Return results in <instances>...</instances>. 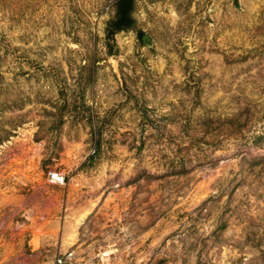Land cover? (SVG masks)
Here are the masks:
<instances>
[{
  "label": "rangeland",
  "instance_id": "374dc122",
  "mask_svg": "<svg viewBox=\"0 0 264 264\" xmlns=\"http://www.w3.org/2000/svg\"><path fill=\"white\" fill-rule=\"evenodd\" d=\"M116 1L0 0V264H264V0Z\"/></svg>",
  "mask_w": 264,
  "mask_h": 264
},
{
  "label": "trees",
  "instance_id": "16d2710c",
  "mask_svg": "<svg viewBox=\"0 0 264 264\" xmlns=\"http://www.w3.org/2000/svg\"><path fill=\"white\" fill-rule=\"evenodd\" d=\"M136 0H117L115 12L107 22L105 39L108 44L115 42L116 35L122 32L136 31L139 39H142L145 32L137 26L134 12Z\"/></svg>",
  "mask_w": 264,
  "mask_h": 264
},
{
  "label": "built area",
  "instance_id": "2783aa9c",
  "mask_svg": "<svg viewBox=\"0 0 264 264\" xmlns=\"http://www.w3.org/2000/svg\"><path fill=\"white\" fill-rule=\"evenodd\" d=\"M50 179L53 183H56V184H64L65 182V178L59 173H55V172L50 173ZM56 264H63V261L60 258H58V261Z\"/></svg>",
  "mask_w": 264,
  "mask_h": 264
},
{
  "label": "water",
  "instance_id": "95a60500",
  "mask_svg": "<svg viewBox=\"0 0 264 264\" xmlns=\"http://www.w3.org/2000/svg\"><path fill=\"white\" fill-rule=\"evenodd\" d=\"M142 41L145 47H149L152 45V39L148 34H144L142 37Z\"/></svg>",
  "mask_w": 264,
  "mask_h": 264
}]
</instances>
